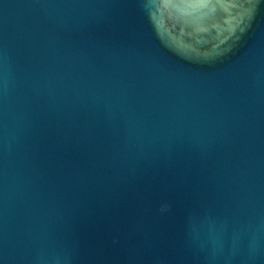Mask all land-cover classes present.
<instances>
[{
  "label": "water",
  "instance_id": "1",
  "mask_svg": "<svg viewBox=\"0 0 264 264\" xmlns=\"http://www.w3.org/2000/svg\"><path fill=\"white\" fill-rule=\"evenodd\" d=\"M0 264H264V0H0Z\"/></svg>",
  "mask_w": 264,
  "mask_h": 264
}]
</instances>
